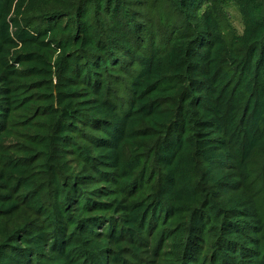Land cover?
<instances>
[{"label":"trees","instance_id":"obj_1","mask_svg":"<svg viewBox=\"0 0 264 264\" xmlns=\"http://www.w3.org/2000/svg\"><path fill=\"white\" fill-rule=\"evenodd\" d=\"M0 264H264V0H0Z\"/></svg>","mask_w":264,"mask_h":264},{"label":"rangeland","instance_id":"obj_2","mask_svg":"<svg viewBox=\"0 0 264 264\" xmlns=\"http://www.w3.org/2000/svg\"><path fill=\"white\" fill-rule=\"evenodd\" d=\"M236 23H237V24L239 23V20H238V19H236Z\"/></svg>","mask_w":264,"mask_h":264}]
</instances>
